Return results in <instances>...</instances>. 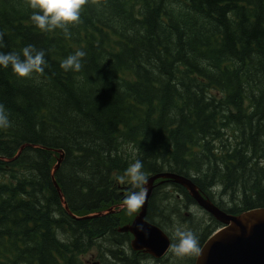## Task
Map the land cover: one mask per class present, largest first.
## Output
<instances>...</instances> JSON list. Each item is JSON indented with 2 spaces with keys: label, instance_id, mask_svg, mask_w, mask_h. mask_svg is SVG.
Here are the masks:
<instances>
[{
  "label": "trees",
  "instance_id": "16d2710c",
  "mask_svg": "<svg viewBox=\"0 0 264 264\" xmlns=\"http://www.w3.org/2000/svg\"><path fill=\"white\" fill-rule=\"evenodd\" d=\"M31 14L25 0H0V52L33 45L46 61L30 78L0 67L11 121L0 129V179L13 176L0 181V264H88L94 247L104 263L160 259L118 229L139 211L120 206L133 189L119 177L136 159L147 178L190 176L229 212L264 206V0H97L68 38L41 32ZM77 50L81 70L63 71ZM60 148L68 208L52 177ZM160 179L147 218L173 237L192 231L201 247L221 222Z\"/></svg>",
  "mask_w": 264,
  "mask_h": 264
},
{
  "label": "water",
  "instance_id": "95a60500",
  "mask_svg": "<svg viewBox=\"0 0 264 264\" xmlns=\"http://www.w3.org/2000/svg\"><path fill=\"white\" fill-rule=\"evenodd\" d=\"M58 151H60V155L53 165L52 177L63 204L68 208L65 194L55 179V172L65 155L62 148ZM158 178H170L183 184L197 203L222 223L204 241L194 264H264V206L244 209L239 213L229 212L203 193L190 176L169 170L155 172L148 177V182L145 185L147 196L144 204L132 221L120 225L118 228L120 231L132 232L131 246L133 248L142 249L156 257H161L169 250L172 243L170 234L159 224L147 218L149 198ZM109 210L113 211L115 207L111 206L110 209L90 212L79 217L102 215Z\"/></svg>",
  "mask_w": 264,
  "mask_h": 264
},
{
  "label": "clouds",
  "instance_id": "9594fccd",
  "mask_svg": "<svg viewBox=\"0 0 264 264\" xmlns=\"http://www.w3.org/2000/svg\"><path fill=\"white\" fill-rule=\"evenodd\" d=\"M96 4L97 0H25V4L32 10L30 22L41 32L51 33L62 30L65 38L70 37L69 26L81 22V11L85 5ZM4 33H0V47L3 46ZM86 56L84 50H77L60 62V68L65 71L79 72L82 68V59ZM45 52L37 50L33 45L25 46L20 53L0 52V67H11L13 74L18 78H30L34 73L43 74L46 66ZM11 126L5 107L0 104V129ZM143 162L136 159L129 164L123 176L119 177L121 183H129L133 189L125 195L122 207H126L129 214L138 211L144 204L147 196L145 185L148 178L143 172ZM175 242L171 243L169 250L176 257H186L200 254L199 241L190 230L179 227L175 229Z\"/></svg>",
  "mask_w": 264,
  "mask_h": 264
},
{
  "label": "rangeland",
  "instance_id": "374dc122",
  "mask_svg": "<svg viewBox=\"0 0 264 264\" xmlns=\"http://www.w3.org/2000/svg\"><path fill=\"white\" fill-rule=\"evenodd\" d=\"M12 175L11 176H3L0 181H5L6 183H13L12 181ZM24 181H22L23 184ZM180 192V191H179ZM193 209L194 211H196L197 214L199 215H204L205 211H203L200 207L193 205ZM209 213H207L205 216L208 217ZM173 218L175 220H177V218H175V216H173ZM106 241V240H105ZM109 243V241H107ZM100 249L94 247L91 250H89L87 253L84 254V259L86 261V263L88 264H94V261L96 260H100V258L98 257ZM165 257H162L160 259L154 258L152 256H148L144 259V261L142 262V264H177L181 259L180 262H182L183 260L186 261V258H180V257H176L171 251H169L166 255H164ZM187 257V256H186ZM88 261V262H87ZM90 262V263H89ZM101 264H119V262H114L113 259H111L110 263H104L100 260ZM114 262V263H113ZM180 262L178 264H180ZM195 262V261H194ZM183 263V262H182Z\"/></svg>",
  "mask_w": 264,
  "mask_h": 264
},
{
  "label": "bare ground",
  "instance_id": "6f19581e",
  "mask_svg": "<svg viewBox=\"0 0 264 264\" xmlns=\"http://www.w3.org/2000/svg\"><path fill=\"white\" fill-rule=\"evenodd\" d=\"M186 188V187H185ZM187 190V189H186ZM154 191V190H153ZM189 193V192H188ZM131 233V232H130ZM144 252V251H143Z\"/></svg>",
  "mask_w": 264,
  "mask_h": 264
}]
</instances>
